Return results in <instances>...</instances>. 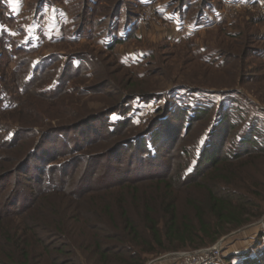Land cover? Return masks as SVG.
Returning a JSON list of instances; mask_svg holds the SVG:
<instances>
[{
  "label": "trees",
  "instance_id": "16d2710c",
  "mask_svg": "<svg viewBox=\"0 0 264 264\" xmlns=\"http://www.w3.org/2000/svg\"><path fill=\"white\" fill-rule=\"evenodd\" d=\"M197 1L200 3L196 10L195 6L192 8L193 0H176L165 5L171 8L173 15L188 8L193 25L208 24L210 20L204 9L210 7V0ZM223 1L218 0L219 3ZM131 2L136 3L137 7L142 6L140 0ZM49 3V0H38L35 13L40 14ZM98 3L99 0H68L70 20L62 25L60 36H52L53 44L75 42L85 37L103 51L112 53L118 44L137 40L136 21L139 13H134L126 0H100ZM94 6H97V13L101 15H97L90 23L86 15L89 11L93 12ZM17 22L7 2L0 0V57L5 55L17 61L13 70L15 74L22 72L21 67L27 64L23 78H14L10 88L7 86L9 80L0 77V82L4 84L0 89L2 117L4 114L11 116L22 106L23 102H16L8 94L16 87L22 92L32 89L29 92L38 91L48 98L61 99L68 92L67 74L70 72L77 76L82 69L88 70L93 64L97 66L92 72L94 76L98 79L110 77L105 73L108 71L104 66L105 61L91 53L72 52L66 56V64L62 67L52 64H56L58 59L53 54L31 58L30 54L37 47L33 40H23L18 36L17 31L21 28ZM22 54H26V58L20 57ZM142 56L139 61H142ZM215 58L211 61L208 57V60L216 63L220 59ZM117 59L121 66H125L126 63L120 57ZM109 84L116 88L119 86L112 79ZM121 90L124 89L121 87ZM156 98L131 88L127 97H121L118 104H109L104 112H93L71 123L72 130L78 136L70 140L71 145L65 137L71 128L67 129L65 125L48 130L50 134L40 145L46 132L41 133L37 141H32V129H28V134H25L23 127L15 125L18 120H13L15 124L12 125L0 123V184L7 178L17 177V188L11 189L5 198L13 200L11 206L21 205L18 211L45 209L43 219H31L21 225L25 233L21 229L0 231V264H33L34 247H40L47 264H86L80 260L60 261L67 247L71 245L80 249L86 243L91 244L100 264H144L146 254L205 248L221 236L262 216L264 168L259 165L264 160V121L261 117L242 111L237 99L223 95L224 101L217 104V113L222 111L223 116L216 115L213 120L211 113L216 108L213 94L184 87L174 88L168 96L161 98L163 103L158 107L156 116L160 121L174 118L175 115L183 119L180 130L183 145L169 160H176L175 166L168 163L164 170L163 166L159 167L160 155L154 146V142L165 146L163 135L157 134V126L151 135L145 130L138 131L136 127L139 124L133 121L131 115L137 105ZM103 114L104 123L109 129L108 137L118 138L103 154L107 156L108 151L112 156L120 154L122 157L117 160L121 161L122 146L137 148L139 162L150 167L158 166L152 171L132 178L122 177L118 181L115 173L112 178L115 182H105L107 176L93 180V164L91 166L83 153L78 154L83 147L80 140L88 139L90 146L94 145L102 138V131L98 126L90 134L76 130L82 125L98 123ZM112 116L119 118L112 121ZM208 120V132L205 129L198 138L197 135L192 139L187 138L193 122ZM35 121L17 123L32 125ZM240 125L239 131L235 132V139L224 152L227 135ZM217 132H221L219 137ZM50 137L59 145L54 152L45 147ZM22 138L31 139L28 146L32 145V150L22 149L19 144ZM173 148L174 143H171L169 150ZM180 153H191L189 162L183 164L186 165L184 170L180 165ZM19 154L24 157L22 160L18 159ZM62 155L71 157L62 163L51 164L53 159ZM94 159L91 158V161ZM80 160L84 166L79 175L74 176ZM247 163L254 165L253 170L244 168ZM44 176L47 178L46 183L41 185ZM142 182L150 183L144 187L145 191L133 189ZM29 184L37 186L35 191L33 187L23 189ZM117 191L124 193L117 196ZM62 197L67 202L62 203ZM0 213L1 224L6 215L1 210ZM80 228L89 231V238L76 233ZM225 261L226 264H264V233H258L250 246L228 255Z\"/></svg>",
  "mask_w": 264,
  "mask_h": 264
},
{
  "label": "rangeland",
  "instance_id": "374dc122",
  "mask_svg": "<svg viewBox=\"0 0 264 264\" xmlns=\"http://www.w3.org/2000/svg\"><path fill=\"white\" fill-rule=\"evenodd\" d=\"M5 1L18 19L17 24L21 28L20 31H17L18 36L23 40H33L34 45L37 47L35 52L30 54L31 58L38 59L53 54L58 59L55 61L56 64L54 62L52 64L62 67L66 64V56L72 52L91 53L98 59L105 61L104 66L108 71L104 72L110 75V77L102 75L105 77L98 79L92 74L97 67L93 64L88 70L82 69L77 76L74 72H70L67 74L69 78L67 84L69 86L68 92L61 99L48 98L38 91L29 92L32 89L22 92L16 87L12 92L9 91L10 98L16 102L21 101L23 103L11 116L4 114L5 116L2 117L3 113L0 112V123L12 125L15 124L12 123L13 120H18L19 122H25L26 120L27 123L36 120L32 125L17 123L18 121L15 125L20 128L23 127L25 134H28V129L31 128L33 132L32 141H37L40 134L46 132L40 145L43 144L47 135L50 134L48 130L62 127V125L70 129V124L77 122L80 117H85L97 111L104 112L107 105L118 104L121 97L122 99L127 97L131 88L147 92L150 98L157 97V100L137 105V109L133 110L131 115L133 116V121L139 124L136 127L139 129L138 131L145 130L151 135L157 126L159 129L157 134L163 135L162 140L165 146L162 147L156 142H154V146L160 155L158 160L161 165L159 167L163 166L164 170L167 168L168 163L175 166L177 161L169 160L176 154V150H180L183 145V141H181L182 135L180 134L183 119L175 115L174 118L160 121L158 116H156L158 107L163 103L161 98L168 96L174 88L184 87L213 94V99L216 101V108L211 113L213 120L216 119V115L223 116L222 111L220 114L217 113V104L220 101L223 102L222 96L226 95L228 98L237 99L242 111L246 110L250 115L260 116L262 121H264V0H256L255 3L257 4L254 7L239 9L226 7V2H228L226 0L221 3L218 0H210V7L204 9L210 21L208 24L201 25H193L189 18L191 14L188 8H184V11H178L173 15L171 8H167L165 4L176 0H140L142 2L141 7H137V4H134L131 0H126L129 4L128 7L131 5L132 11L139 13V17L145 3L152 2L153 5L159 7L163 21L157 18L151 23L142 25L138 18L136 21L137 40L131 39L118 44L112 53L103 51L92 40L85 37H80L75 42L53 44L52 36H60L62 25L70 20L67 9L68 0H49L51 4H47L40 14H36L34 11L38 0ZM193 1L192 8L195 6L196 10L200 2L197 0ZM97 15L100 16L101 13L99 12L98 14L97 6H94L93 12L89 11L86 17L92 23V20L96 19ZM9 30L14 31L12 29ZM146 52L151 53V55L148 56ZM58 54H60V57H58ZM143 54L146 55L142 56ZM141 56L142 61H139L138 59ZM20 57L26 58V54H22ZM118 57L126 63L124 64L125 66H121L117 62ZM208 57L211 61L215 60V57H220V59L213 63L208 60ZM16 64L17 61H12L5 55L0 57V77H6L9 80L7 83L8 88L13 86L12 80L14 78H23V73L27 69V64L25 63L21 67L20 71L22 72L15 74L13 70ZM111 79L119 85L117 88L109 84ZM3 85L1 81L0 89ZM121 87L124 90H121ZM77 113H79V116H77ZM103 117L105 118L104 114L96 124L82 125L76 130L77 132L81 131L90 134L98 126L97 128L102 131V138L91 146L88 139L84 140L80 137L83 147L78 154L83 153L84 157L90 160L91 166L93 164V180L100 179L101 176H107L105 182H110L115 173H117V176H115L117 181L122 177L126 178L128 176L132 178L152 171L158 166L150 167L143 162H139L138 158L140 159V157L137 156V148L122 146L123 149H120L121 154H123L121 161L117 160L122 157L120 154L112 156L109 155V151V156H106V153L103 154L118 139L114 136L108 137L107 130L109 129L107 128V123H104ZM118 118V116H112L111 120L115 121ZM209 121L193 122L187 138L192 139L196 135L198 138L210 126ZM240 128L241 125L229 132L223 149L224 152L229 149L230 142L235 139V134ZM72 129L67 130L69 132L65 134L69 141L78 137ZM218 129L220 130V128ZM208 131L209 129H206V132ZM220 133L217 132V137L221 135ZM27 138L19 140V144L22 149L26 148L29 151L33 147H31L32 145H30L31 148L28 146L31 139ZM46 143L45 147L49 151L52 150L51 152H54L59 147L58 144L51 140V137ZM171 143H174V148L169 150ZM71 144L72 142L70 141ZM37 149L38 147L35 150ZM20 154L18 159L22 160L24 157ZM69 155L56 157L51 164L67 161L71 157ZM72 155L74 156V154ZM145 156V154L142 155L144 158ZM180 157V165L183 166V164L189 162L191 153H180ZM91 158L95 159L91 161ZM35 163L33 161V165ZM260 164L259 166L264 168V160ZM83 166L84 163L80 160L74 176L79 175ZM183 167L184 170L186 165ZM252 167L254 165L247 163L244 168L253 170ZM133 171L135 173L130 174ZM16 178H7L6 181L0 184V210L6 215H3L5 219L1 221L0 231H19L21 229L25 233V228L21 225L31 219H43L45 209L18 211L22 208L21 205L18 207L11 206L14 203L13 200L11 198L7 199L5 196L11 189L17 188ZM173 178L176 179L175 177ZM46 179L44 176L41 185H45ZM32 185H25L23 189H31L33 187V191H35L37 186ZM146 185H150V183H139L133 189L136 188L140 192L145 191L144 187ZM117 193V196H119L124 191H117ZM61 201L62 203L67 202L65 197H62ZM262 203L263 214L261 217L244 227L234 229L221 236L214 244L195 250H165L157 255L146 254L144 264H152V261L162 257L169 259L183 258L184 255H195L204 249L217 247L221 250L223 261L226 264L225 260L228 255L246 249L253 243V239L258 233H264V202ZM76 233L80 237L89 238V231L86 229L80 228L76 230ZM66 249L67 252L60 256L61 262L70 259L80 260L86 264H100L90 243L84 244V247L81 246L80 249L71 245ZM33 251H35L32 257L33 264H47L40 247H34Z\"/></svg>",
  "mask_w": 264,
  "mask_h": 264
},
{
  "label": "built area",
  "instance_id": "2783aa9c",
  "mask_svg": "<svg viewBox=\"0 0 264 264\" xmlns=\"http://www.w3.org/2000/svg\"><path fill=\"white\" fill-rule=\"evenodd\" d=\"M256 0L247 1H230L226 2L228 8H243V7H254L257 3ZM162 13L160 12L157 5H153L152 2H147L143 6V11L139 17L140 23L146 25L151 23L155 19H161ZM167 23V22H165ZM185 27V26H184ZM173 259V260H172ZM166 258L162 257L152 261V264H225L221 255V250L217 247L214 249H204L195 255H184L183 258Z\"/></svg>",
  "mask_w": 264,
  "mask_h": 264
}]
</instances>
